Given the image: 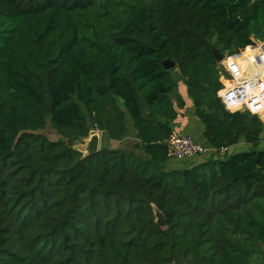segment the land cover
<instances>
[{
  "label": "trees",
  "instance_id": "obj_1",
  "mask_svg": "<svg viewBox=\"0 0 264 264\" xmlns=\"http://www.w3.org/2000/svg\"><path fill=\"white\" fill-rule=\"evenodd\" d=\"M252 35L264 0H0V264L264 262V124L225 109L212 56ZM174 75L203 146L250 149L167 170ZM128 124L131 151L72 146Z\"/></svg>",
  "mask_w": 264,
  "mask_h": 264
},
{
  "label": "built area",
  "instance_id": "obj_2",
  "mask_svg": "<svg viewBox=\"0 0 264 264\" xmlns=\"http://www.w3.org/2000/svg\"><path fill=\"white\" fill-rule=\"evenodd\" d=\"M235 56L240 58L239 54ZM227 57H229L227 54H223V59L220 63L223 76L221 79L222 86L219 91H222L223 94L218 97L224 107L225 105L229 107L235 106L238 109L236 112H247L252 115L249 108L258 107L259 99L264 98V92H261L260 98H258L251 95L250 91L257 87L260 75H264V71H257L258 65L261 61L259 57H256L255 62L249 64L246 71L232 72L225 63ZM166 144L168 146L167 159L173 161H180L201 156L224 157L227 154L228 149L207 148L206 146H203L193 140V138L188 135H174L166 142Z\"/></svg>",
  "mask_w": 264,
  "mask_h": 264
},
{
  "label": "crops",
  "instance_id": "obj_3",
  "mask_svg": "<svg viewBox=\"0 0 264 264\" xmlns=\"http://www.w3.org/2000/svg\"><path fill=\"white\" fill-rule=\"evenodd\" d=\"M250 1L253 3L256 2L257 0H250ZM179 98L183 101L184 107L176 109L178 112V116L176 120L172 122L173 135H188L192 138L195 132H199L203 135V126L194 116L192 101L187 97L186 88L184 87V84H182V87L180 89ZM189 101H191V104H189ZM172 102L175 106L177 105L176 100L172 99ZM134 141L135 139L129 140V138L127 137L124 140L118 142L110 141V143L112 142L117 143L116 144L117 146H115V144L112 145L109 144L107 147L110 149L131 151ZM203 143H204L203 145H207L205 139ZM261 146L262 148L264 147L263 144ZM249 149L250 146L246 145L243 140H240L237 145L228 148L227 153L230 154L240 151H248ZM168 161L169 162L166 163L167 170H183V169H188L194 165H197L201 163L203 160L192 158L191 160H186L184 162L170 161V160ZM252 264H264V262L261 259L258 260L252 259Z\"/></svg>",
  "mask_w": 264,
  "mask_h": 264
},
{
  "label": "clouds",
  "instance_id": "obj_4",
  "mask_svg": "<svg viewBox=\"0 0 264 264\" xmlns=\"http://www.w3.org/2000/svg\"><path fill=\"white\" fill-rule=\"evenodd\" d=\"M251 43L239 53V57L233 55L226 58L225 63L232 72H244L247 70L249 64L255 62V58L259 57L261 63L258 65L257 71H264V38H258L255 35L249 37ZM246 58V59H244ZM186 88V85L184 86ZM251 95L260 98L261 92H264V75H260L259 83L255 89L250 90ZM222 91L216 93L217 96H222ZM191 104V101H189ZM227 111L236 112L237 107H229L225 105ZM252 115L259 116L264 119V98L259 99V106L256 108H249Z\"/></svg>",
  "mask_w": 264,
  "mask_h": 264
},
{
  "label": "rangeland",
  "instance_id": "obj_5",
  "mask_svg": "<svg viewBox=\"0 0 264 264\" xmlns=\"http://www.w3.org/2000/svg\"><path fill=\"white\" fill-rule=\"evenodd\" d=\"M221 66V65H220ZM174 78L175 79H177V88H176V91H175V93H173L172 94V99H174V100H178V98H179V93H180V89H181V87H182V84H184L182 81H180L179 79H178V77L177 76H175L174 75ZM185 86V85H184ZM262 122H263V124H264V119H262V118H259ZM128 128H129V130H128V138H129V140H133V131H132V128H131V126L128 124ZM91 131H97V133H98V135H99V137H100V142H99V149L100 148H102V147H104V146H108L109 144H115V146H117L116 144L117 143H114V142H112V143H110V141H106L105 140V136L101 133V132H99L98 130H91ZM39 133L40 134H42V135H44L47 139H49V140H51V141H55V140H58V139H60L61 137L58 135V133L56 132V130H55V128H54V126L51 124V122H50V119L49 118H47V121H46V125H45V127L42 129V130H40L39 131ZM193 138L197 141V142H199V143H202V144H204L203 142H204V137H203V135L201 134V133H199V132H195L194 133V135H193ZM88 139V137H86V138H84V139H79L77 142H74L73 144H72V146H73V148H76V149H79L83 144H84V140H87ZM262 144L264 145V133H263V141H262ZM207 148H208V146H206ZM210 148V147H209ZM202 158H199V157H195V158H197V159H200V160H204V159H206L207 158V156H201ZM192 159V158H191ZM191 159H184V160H180L179 162H184V161H186V160H191Z\"/></svg>",
  "mask_w": 264,
  "mask_h": 264
},
{
  "label": "water",
  "instance_id": "obj_6",
  "mask_svg": "<svg viewBox=\"0 0 264 264\" xmlns=\"http://www.w3.org/2000/svg\"><path fill=\"white\" fill-rule=\"evenodd\" d=\"M212 56L215 59V61L217 63H221L222 59H223V54L220 53V51L216 48L212 49ZM163 67L165 70H170L172 68L175 67V63L169 60H165L163 62ZM99 142H100V137L97 133V131H90L89 135H88V139L84 140V144L79 148L75 150L79 151L80 153L83 154V158L92 155L94 153H97L99 151ZM154 213H155V218H156V223L160 226V227H164L165 226V219L163 217V215L157 211L156 209H154Z\"/></svg>",
  "mask_w": 264,
  "mask_h": 264
}]
</instances>
